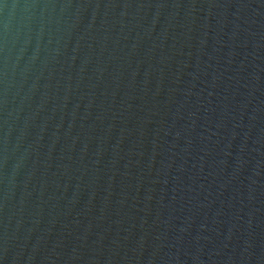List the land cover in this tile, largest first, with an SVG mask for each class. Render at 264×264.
I'll list each match as a JSON object with an SVG mask.
<instances>
[{
	"label": "water",
	"instance_id": "95a60500",
	"mask_svg": "<svg viewBox=\"0 0 264 264\" xmlns=\"http://www.w3.org/2000/svg\"><path fill=\"white\" fill-rule=\"evenodd\" d=\"M0 264H264V0H0Z\"/></svg>",
	"mask_w": 264,
	"mask_h": 264
}]
</instances>
